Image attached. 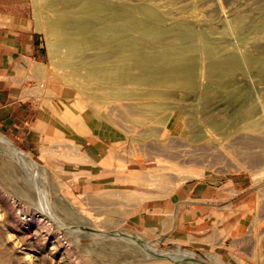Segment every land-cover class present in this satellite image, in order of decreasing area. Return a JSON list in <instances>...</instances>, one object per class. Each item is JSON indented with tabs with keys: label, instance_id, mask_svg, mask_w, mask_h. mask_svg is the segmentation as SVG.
I'll list each match as a JSON object with an SVG mask.
<instances>
[{
	"label": "rangeland",
	"instance_id": "obj_1",
	"mask_svg": "<svg viewBox=\"0 0 264 264\" xmlns=\"http://www.w3.org/2000/svg\"><path fill=\"white\" fill-rule=\"evenodd\" d=\"M96 1L31 0L48 65L38 73L43 97L28 127L14 136L0 130L27 156L23 162L0 142V264H264V0H106L131 8L124 14L131 24L164 32L150 40L133 26L130 44L115 56L85 44L98 34L97 18L84 9ZM56 11L75 19L71 27L52 26ZM187 30L199 32L192 43L198 49L176 61L171 46L191 45ZM124 54L151 72L191 64L197 82L142 86L105 74ZM248 55L258 65L247 64ZM217 59L243 65L220 71ZM17 172L34 180L35 202L13 183ZM226 179L243 183L249 204L230 222L219 216L206 245L183 244L141 221L144 203L176 198L177 208L188 210L195 187ZM97 240L120 245L117 258L108 257L105 243L98 250Z\"/></svg>",
	"mask_w": 264,
	"mask_h": 264
},
{
	"label": "crops",
	"instance_id": "obj_2",
	"mask_svg": "<svg viewBox=\"0 0 264 264\" xmlns=\"http://www.w3.org/2000/svg\"><path fill=\"white\" fill-rule=\"evenodd\" d=\"M47 61L31 0H0V130L4 134L14 136L34 117L43 97L38 73L47 68ZM192 197L188 210L177 208L176 198L144 203L147 211L141 221L160 234L172 233L183 244L206 245L211 224L219 216L230 222L249 204V194L239 179L195 187ZM177 200L179 204L181 197Z\"/></svg>",
	"mask_w": 264,
	"mask_h": 264
},
{
	"label": "bare ground",
	"instance_id": "obj_3",
	"mask_svg": "<svg viewBox=\"0 0 264 264\" xmlns=\"http://www.w3.org/2000/svg\"><path fill=\"white\" fill-rule=\"evenodd\" d=\"M95 1V0H94ZM56 2H58V1H56ZM52 3V2H51ZM55 3V2H54ZM54 3H52V5L54 4ZM58 4H60V3H58ZM57 3H56V5H58ZM73 7V6H72ZM74 8V7H73ZM57 9V8H56ZM69 9H70V7H69ZM85 11L88 13V14H90V15H92V16H94V17H96L97 19L95 20V23L97 24V26H98V30H97V35H95V36H91L90 38H86L85 39V44L87 43L88 45H90V46H98V48L99 47H103V48H105V49H107V51L109 50L111 53H112V55L113 56H115L114 54H123V52H124V49H126V46H128L129 44H130V42H128L129 41V39H130V37H131V34H132V32H131V27H133V26H135V27H137L138 29H140V30H143L144 32H145V39H150V40H152V39H156V36L158 37V35H159V33L161 34V32L162 33H164L163 31H159L156 27V29H154V28H151L150 26L151 25H147V23L146 24H144V23H141V24H138V25H135V24H131V21H128V19L126 18V15L127 14H130V12H131V8H128V7H126V6H123V5H120V4H117V3H111V2H108V1H106V0H98V1H96V2H87L86 3V5H85ZM67 10V9H66ZM57 12V15H56V17L54 18V20H52L53 21V23H52V26H54L53 24H55V23H58L59 25H61V24H66L67 25V23H69L67 26H69V27H71V25L70 24H72L73 23V20H75V19H73L72 18V16H70L68 13L66 14H63L62 12H63V10H62V14H58L59 13V11H56ZM85 12V13H86ZM111 13H115V17L114 18H111V16H113V15H111L110 17H108L109 16V14H111ZM117 14H119L118 16H116ZM124 14H126V15H124ZM151 16V15H150ZM105 17V18H104ZM160 17V16H159ZM159 17H152V19H153V21H157V19L159 18ZM107 19V18H110V19H107L106 20V24L104 23V21L102 20V19ZM161 18V17H160ZM159 18V19H160ZM109 20V21H108ZM91 21H93V20H91ZM125 21H128V28H127V30H123L122 29V26H123V23L125 22ZM159 21V20H158ZM238 22H240V18H238V19H236V21H235V25H237V23ZM49 23V22H48ZM76 23V22H75ZM94 23V24H95ZM157 23V22H156ZM94 24L93 23H91L90 25H92V26H94ZM104 24H105V26H104ZM57 25V24H56ZM103 25V27H99V26H102ZM50 26V25H49ZM48 26V27H49ZM74 25H72V27H73ZM92 26H89V28L90 27H92ZM62 27V26H61ZM94 27H96V26H94ZM94 27H93V29H94ZM153 27V26H152ZM51 28V27H50ZM58 28V27H57ZM64 28V27H63ZM49 29V28H48ZM68 29H70V28H68ZM91 29V28H90ZM96 29V28H95ZM162 29V28H161ZM191 29V28H190ZM72 30V29H71ZM74 30H75V28H74ZM184 31V30H183ZM73 32V31H72ZM184 33V39H186L188 42H189V44L191 43V45H189L187 48H183L182 47V45H181V47L180 46H177V45H173V46H171V49L173 50V52H172V55H171V57H173L176 61H179V60H181L184 56L186 57V54L185 53H188L190 56H192L194 53H195V48L196 49H198L197 48V46L196 45H192V43H193V41L195 40V39H198V37H199V32H197L196 30H187V31H185V32H183ZM182 33V34H183ZM75 34H77L76 32L74 33V35ZM83 35H84V33H82ZM263 35H264V32H263ZM63 37V36H62ZM160 37V36H159ZM57 39V38H56ZM59 39H61V38H59ZM59 39H57L58 40V42L59 41H62V40H59ZM158 39V38H157ZM186 40H184V41H186ZM198 41V40H197ZM197 41H195V42H197ZM69 41H68V39H65L64 40V43H68ZM152 42V41H151ZM194 42V43H195ZM61 43V42H60ZM86 44V45H87ZM132 44V43H131ZM59 45V44H58ZM65 45V44H64ZM63 46V45H62ZM199 46V45H198ZM125 47V48H124ZM65 50V49H64ZM210 50V54L211 55H213L217 50H218V47H212V48H210L209 49ZM106 51V52H107ZM126 52V51H125ZM197 52V51H196ZM126 54V53H125ZM124 54V55H125ZM171 54V53H170ZM187 54V55H188ZM118 56V55H117ZM121 56V55H120ZM145 58H147L146 56H144ZM148 57H150L151 59H155V56H153V55H148ZM145 58H144V60H145ZM212 58V57H211ZM150 59V60H151ZM185 59V58H184ZM162 60H163V58H162ZM156 61H161V60H158V58H157V60H154V61H152V62H156ZM164 61V60H163ZM146 62V61H145ZM147 62H149V61H147ZM151 62V61H150ZM165 62V61H164ZM164 62H163V64H164ZM184 62H187L186 61V59H185V61ZM246 62H247V64H249V65H256L257 63H256V59H255V57L254 56H252V55H248L247 57H246ZM167 63V62H166ZM213 65H215L217 68H219V70L220 71H226L227 69H229V68H235V67H241L243 64L240 62L238 65L237 64H235L234 62H231V61H228L227 59H223V60H215V61H213V63H212ZM162 65V64H161ZM258 65V64H257ZM166 66V65H165ZM259 67V69L261 70V71H263L264 70V67H261L260 65H258ZM133 69H137L139 72H138V74H134L132 71H133ZM240 69V68H239ZM151 70V69H150ZM156 70V69H155ZM214 70V69H213ZM154 71V70H153ZM151 72V71H148L146 68H145V65H144V62H142V61H140V60H133L129 55H125V57H123L122 59H120L119 61H117L116 63H114V64H112L111 66H109V67H106V70H104V73L105 74H107V75H111V74H113V75H119V76H121V77H123L125 80H126V77H127V79H128V81L130 82V83H133V84H139V85H148V86H156V87H158V86H160V85H166V87L168 86V85H170V84H175L176 86H178V87H185V88H187V87H189V88H194V81H196L197 82V80H195V67L193 66V65H187V66H183V65H181V66H178V67H175V68H169V67H160L159 68V70L157 71V72ZM216 72H217V70H216ZM223 74V73H222ZM216 75V74H215ZM217 75H219V72H217ZM211 77V76H210ZM215 77V76H214ZM214 77H211V78H214ZM120 80V79H119ZM124 80V81H125ZM122 82V81H121ZM120 82V83H121ZM197 84V83H196ZM161 87H163V86H161ZM149 96L150 95H148V96H146V97H144V98H149ZM231 98H233V96L231 97ZM235 98V97H234ZM78 123V122H77ZM85 124V123H84ZM0 142L2 143V144H5L6 146H8V148L10 149V151L12 150L14 153H15V155L17 154L18 156H20V158H21V160H22V157L24 158L23 159V162L27 159V156L21 151V150H19V149H17L8 139H6L5 137H3L1 134H0ZM10 151H9V153H10ZM1 153V152H0ZM12 155H14V154H12ZM10 157V156H9ZM16 157V156H15ZM11 158H13V157H11ZM20 158H19V160H20ZM17 159V158H16ZM20 160V161H21ZM18 161V160H17ZM13 162V161H12ZM15 162V161H14ZM9 163V162H8ZM12 164H14V163H12ZM25 164V163H24ZM27 164H29V161L27 160ZM25 166V165H24ZM6 167V166H5ZM21 167V166H20ZM30 167V166H29ZM8 169V168H7ZM26 169V168H25ZM5 170V169H4ZM9 171H10V169H8ZM32 170V169H31ZM2 171H3V169H2ZM36 171V170H35ZM1 172V171H0ZM13 172L14 171H11V173H12V175H14L13 174ZM25 172V171H24ZM3 173V172H2ZM5 173V172H4ZM4 173H3V175H4ZM8 173V172H7ZM11 173H10V177H11ZM15 174H16V172H15ZM7 175V174H6ZM26 175V174H25ZM24 175V177L23 178H21L22 176H21V173H20V175L18 174V172H17V176L15 175V177H14V179L17 181H15V182H13V183H16V185L18 186V184L17 183H21V185H19L18 187H22V188H19L20 189V192L22 193V194H24V196H26V198L28 197V198H30L33 202H35L36 201V196H37V194L35 193L34 194V192H35V189H31V188H33V186L31 187V182L30 181H32L33 179H31V178H28V177H26ZM31 175V174H30ZM29 175V176H30ZM21 176V177H20ZM1 178L3 177V176H0ZM10 177H8V178H10ZM13 177V176H12ZM11 177V179L14 181V179ZM34 178V177H33ZM7 179V178H6ZM11 179H9V180H11ZM4 180H5V178H4ZM11 180V181H12ZM34 181V180H33ZM7 183V182H6ZM12 182H11V184H13ZM33 183V182H32ZM36 184V183H35ZM8 185V184H7ZM15 185V186H16ZM14 186V187H15ZM16 186V189H18V187ZM37 188V187H36ZM43 188V187H42ZM11 189V188H10ZM19 189H18V192H19ZM45 189V188H44ZM32 190H34V191H32ZM37 192V191H36ZM16 193V192H15ZM40 194V193H39ZM48 194V193H47ZM62 195V194H61ZM39 196V195H38ZM37 196V197H38ZM60 196V195H59ZM58 196V197H59ZM41 197V196H40ZM24 199V198H23ZM30 199H28V200H30ZM41 199H42V197H41ZM35 200V201H34ZM58 200V199H57ZM59 200H61V197H60V199ZM58 200V201H59ZM18 201V200H17ZM31 201V202H32ZM38 201V200H37ZM65 202H66V199L64 200ZM30 202V203H31ZM63 201L61 200L60 202H59V208H60V210H61V212H62V210H63V207H64V205H65V203L63 204L62 203ZM53 203V202H52ZM66 203H68V202H66ZM40 204V203H39ZM58 206V205H57ZM66 206V205H65ZM39 207V206H38ZM56 207V206H55ZM67 207H68V205H67ZM57 208V207H56ZM55 208V209H56ZM72 208V207H71ZM54 209V210H55ZM67 209H70V207L69 208H67ZM77 209V208H76ZM42 211V210H41ZM65 212H68V215H70L69 214V211H67V210H64ZM75 211V210H74ZM74 211H72L71 210V212H73V213H75ZM64 213V212H63ZM76 213H78L79 214V212H76ZM67 216V215H66ZM77 216V215H76ZM75 216V217H76ZM82 216V215H81ZM48 217V216H47ZM68 217V216H67ZM70 217H74L72 214L69 216V218ZM84 218V217H83ZM58 219V218H57ZM75 219V218H74ZM73 219V220H74ZM85 219V218H84ZM59 220V219H58ZM68 220V219H67ZM70 220H72V219H70ZM77 220H78V218H77ZM77 220H75V221H77ZM61 221H63V220H61ZM74 221V222H75ZM81 221V220H80ZM87 221V220H86ZM64 223V222H63ZM81 223V222H80ZM86 223V222H85ZM89 223V222H88ZM87 223V224H88ZM89 224H91V223H89ZM82 225V224H81ZM86 226V225H85ZM20 227V226H19ZM65 230V229H64ZM121 231V230H120ZM31 233V232H30ZM29 235V234H28ZM91 236V235H90ZM124 236H126V235H124ZM87 237V236H86ZM96 237H98V235L96 236ZM109 237V236H108ZM119 237H122V236H119ZM103 238V237H102ZM102 238H100V239H102ZM124 238H126V237H122V239H123V242H124ZM103 239H106V238H103ZM109 239V238H108ZM117 239V238H116ZM120 240H121V238H119ZM127 239V238H126ZM110 240V239H109ZM119 240V241H120ZM129 240V239H128ZM127 240V241H128ZM132 240V239H131ZM130 240V241H131ZM136 240V239H135ZM134 240H132V242H133ZM97 242H98V240H97ZM100 242H102V241H100ZM100 242H98L97 243V245L99 244V249L98 250H100L101 251V246H100ZM107 242H110V241H106V243ZM113 242V241H112ZM148 242V241H147ZM105 243V242H104ZM103 242H102V244L101 245H103L104 244ZM105 243V244H106ZM121 243H122V241H121ZM105 244H104V246H105ZM107 244H109V243H107ZM106 244V245H107ZM114 244H116V243H114ZM111 245L110 244V247L107 245V247H106V249L107 248H109V253L110 254H112L111 256L110 255H108V257H112V258H114V257H116L117 258V256H115L116 255V253L117 252H119L118 251V247L120 246H117V245ZM135 245H136V243H134ZM142 244H143V246H144V248H149L147 245H146V241H142ZM123 245H125L126 247L127 246H130L129 244H123ZM92 246V245H91ZM103 246V247H104ZM125 246H122V248L121 249H124L125 251L127 250L128 252H129V249H125L126 247ZM134 246V245H133ZM146 246V247H145ZM93 247V246H92ZM124 247V248H123ZM131 247V246H130ZM129 247V248H130ZM128 248V247H127ZM104 249V248H103ZM102 249V250H103ZM131 250H132V247L130 248ZM133 249H134V247H133ZM136 249H138L137 247H136ZM145 249V250H146ZM120 250V249H119ZM143 250V249H142ZM149 250V249H148ZM133 251V250H132ZM135 251V250H134ZM139 251V250H138ZM138 251L136 250L135 252H137L138 253ZM144 251V250H143ZM150 251V250H149ZM121 252V251H120ZM122 252H124V251H122ZM141 252V250L139 251V253ZM104 253H105V250H104ZM107 253V252H106ZM134 253V252H133ZM132 253V254H133ZM138 253V254H139ZM146 253H148V252H146ZM125 254H128V253H125ZM125 254H123V255H125ZM129 254H130V252H129ZM128 254V255H129ZM143 254V253H142ZM142 254H141V257H142ZM97 255V254H96ZM121 255V254H120ZM123 255L122 256H119V257H123ZM136 255V254H135ZM135 255H134V257H135ZM130 256H132V255H130ZM159 256V255H158ZM102 257V256H101ZM126 257V256H125ZM124 257V258H125ZM144 257V256H143ZM99 258V257H98ZM107 258V257H106ZM116 258H115V260H116ZM120 258V259H121ZM129 258V257H128ZM139 258V257H138ZM145 258H146V256H145ZM145 258H143V259H145ZM137 259V258H136ZM104 261H106V260H104ZM108 261V260H107ZM109 261H110V258H109ZM108 261V262H109ZM114 261V260H113ZM117 261V260H116ZM115 261V262H116ZM8 262V261H7ZM106 263V262H105ZM111 263H112V261H111Z\"/></svg>",
	"mask_w": 264,
	"mask_h": 264
}]
</instances>
